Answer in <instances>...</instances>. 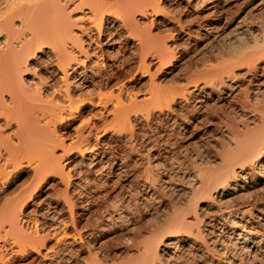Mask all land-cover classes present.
<instances>
[{"label":"bare ground","instance_id":"1","mask_svg":"<svg viewBox=\"0 0 264 264\" xmlns=\"http://www.w3.org/2000/svg\"><path fill=\"white\" fill-rule=\"evenodd\" d=\"M246 8L264 0H0V264H264V20ZM205 134L208 158L173 149Z\"/></svg>","mask_w":264,"mask_h":264},{"label":"rangeland","instance_id":"2","mask_svg":"<svg viewBox=\"0 0 264 264\" xmlns=\"http://www.w3.org/2000/svg\"><path fill=\"white\" fill-rule=\"evenodd\" d=\"M249 8V7H248ZM248 8H246L244 11H241V17H242V15H244V17H246L247 19H250L251 18V20L253 21V22H255V21H263L264 20V10L261 12L263 15H261V13H259V12H257V14L255 13V9L254 8H251V9H248ZM246 11V12H245ZM246 13L248 14V15H246ZM254 13V14H253ZM260 15V16H259ZM253 16H255V17H253ZM260 17V18H258V17ZM253 17V18H252ZM263 18V19H262ZM255 23H257V22H255ZM223 29H226L225 27L224 28H221V30L220 31H223ZM229 29L230 28H227L226 30H225V33L226 32H228L229 31ZM168 33V32H167ZM205 44H206V42H205ZM214 44H216V43H214ZM214 46H217V45H212L211 46V48H213ZM207 47V46H206ZM218 47V46H217ZM204 48V47H203ZM201 49V51L202 50H205L206 48H204V49ZM180 54V52L178 53V55ZM180 56V57H179ZM175 60H174V64L172 65L173 66V72H171L170 74H167L166 75V80H164L163 82H162V84L161 85H165L164 87L165 88H168V86H172V84H174L175 85V83H178L179 81H180V76H181V74L183 73V71H186L185 69H187V64H186V62H183L184 61V58H182L181 56L182 55H179ZM198 57L200 56V55H197ZM198 57H197V59H198ZM180 59H182V60H180ZM183 63H185V64H183ZM181 65V66H180ZM179 67H181V68H179ZM183 67V68H182ZM186 67V68H185ZM182 69H184V70H182ZM161 72H163L164 73V69H161L160 71H159V73H161ZM182 72V73H181ZM150 73H152L151 71H149V73H148V75H144V76H141L140 74L139 75H137L136 77H135V85L137 86V90H135V91H139V92H142L143 91V89H144V86L143 85H141L140 83H139V81H141V80H145V79H147L148 78V76H149V74ZM138 77V78H137ZM175 78V79H174ZM138 83H137V82ZM137 83V84H136ZM172 83V84H171ZM226 93H225V92ZM222 93H221V102L219 101V103H217L218 105L219 104H221L222 102H223V106L222 107H220V109H217V110H215L214 112H212V113H210L211 111H207V112H209V113H203V115L201 116V117H205V119L207 120V121H205V123H204V125H201V128L202 129H208L207 131L208 132H210L209 130L211 129V127H212V122L217 118V116H221L222 114H223V112H229L230 110H228L229 108H230V105L232 104V102L231 101H229V100H225L228 96L227 95H229V94H231V95H233L234 94V90H224ZM228 92V93H227ZM230 92V93H229ZM227 94V95H226ZM223 95V96H222ZM227 96V97H226ZM227 101H229V102H227ZM231 102V103H230ZM230 104V105H229ZM226 110V111H225ZM209 114V115H208ZM77 120H76V118L72 121V123H75ZM71 123V122H70ZM66 126V127H65ZM65 126H63L62 127V131H64V132H61L62 134L61 135H63V137L65 136V138H67V136L69 137V136H71L72 135V128H71V126L70 127H68V125H65ZM204 127V128H203ZM210 128V129H209ZM71 133V134H70ZM207 135L205 134V136H203V138L202 139H200V141H198L197 143H194V142H192V140H188V139H182V141L181 142H178L179 144H183L182 146H181V148H180V150L179 149H177V145H175V147L173 146V149L176 151V152H180L182 155H185L186 156V158L190 161V160H192V159H194V155H196L199 159H202V157L204 158V157H209L210 156V154L212 155V154H214V147L212 146V145H210V143H209V145L210 146H208V145H205V138H207L206 137ZM205 141H204V140ZM207 140H209V139H207ZM189 141H190V143H189ZM183 142V143H182ZM203 145H204V147H203ZM198 146V147H197ZM205 146H207V147H205ZM200 149V150H199ZM207 149V150H206ZM178 150V151H177ZM185 150V151H184ZM186 152V153H185ZM207 152V153H206ZM209 152V153H208ZM179 153V154H180ZM197 153V154H196ZM204 153V154H203ZM180 154V155H181ZM187 154V155H186ZM188 154H191V155H188ZM207 155V156H206ZM202 156V157H201ZM191 158V159H190ZM206 158V159H207ZM19 183H21V184H19ZM26 183V181H24V179L23 178H20L19 180H18V185L20 186H23L24 184ZM18 186V187H19ZM18 187H17V189H18ZM20 188V187H19ZM150 209V210H149ZM148 210H149V212L151 211L152 212V209L151 208H149ZM148 218V219H147ZM152 218H150V217H146V220H142L143 221V223H147V222H149V221H152L151 220ZM149 220V221H148ZM139 224V223H138ZM24 227H26V228H24V229H27L28 227H29V225L27 224H25L24 225ZM129 232H127V234H128ZM121 233H117L114 237H111V239L108 241V246L109 247H116L118 244H116V243H119L120 241H121V239H123L122 237H120L121 235H120ZM114 244H116V245H114ZM82 254H84L83 255V259H84V256L85 257H87L86 256V253H82ZM119 261H121V260H119Z\"/></svg>","mask_w":264,"mask_h":264}]
</instances>
